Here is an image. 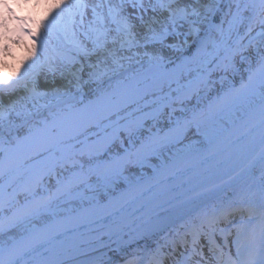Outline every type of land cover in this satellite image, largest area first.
<instances>
[{"label":"snow or ice","instance_id":"1","mask_svg":"<svg viewBox=\"0 0 264 264\" xmlns=\"http://www.w3.org/2000/svg\"><path fill=\"white\" fill-rule=\"evenodd\" d=\"M264 264V0H0V264Z\"/></svg>","mask_w":264,"mask_h":264},{"label":"bare ground","instance_id":"2","mask_svg":"<svg viewBox=\"0 0 264 264\" xmlns=\"http://www.w3.org/2000/svg\"><path fill=\"white\" fill-rule=\"evenodd\" d=\"M153 241L151 239H137L127 249L125 253L121 254L120 262L124 264V261L134 259L143 254V251L147 246H151Z\"/></svg>","mask_w":264,"mask_h":264}]
</instances>
